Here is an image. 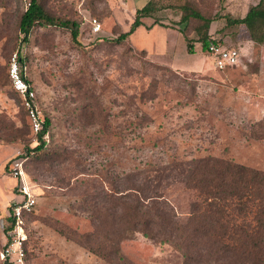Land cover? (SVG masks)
Segmentation results:
<instances>
[{"label":"rangeland","instance_id":"374dc122","mask_svg":"<svg viewBox=\"0 0 264 264\" xmlns=\"http://www.w3.org/2000/svg\"><path fill=\"white\" fill-rule=\"evenodd\" d=\"M155 1L144 28L117 44L134 18L131 0H41L51 15L79 22L76 45L53 27L36 28L22 43L18 21L27 0H0V253L16 200L9 171L16 160L36 200L23 264H109L45 222L92 232L89 210L108 208L109 196L147 197L186 222L204 200L175 178L192 160L214 157L264 173V46L228 22L250 0ZM145 3L134 0L136 8ZM184 6L213 19L208 39L236 48L239 65L215 68L194 30L200 22L179 24ZM92 19L101 25L97 35ZM13 55L22 57L40 118L50 120L46 146L34 155L27 149L37 139L8 81ZM120 249L131 264H182L171 245L140 233L121 240Z\"/></svg>","mask_w":264,"mask_h":264},{"label":"trees","instance_id":"16d2710c","mask_svg":"<svg viewBox=\"0 0 264 264\" xmlns=\"http://www.w3.org/2000/svg\"><path fill=\"white\" fill-rule=\"evenodd\" d=\"M156 10L155 0L136 9L128 31L120 33L113 42L121 44L127 40L143 25V19L151 17ZM181 10L179 24L187 26L191 20L200 22V27L194 30L205 51L213 19L189 6ZM228 22L242 24L250 40L264 46V0L250 5L241 18L228 19ZM46 27L65 30L73 44H80L78 21L51 15L41 0H27V7L18 21L21 42L28 43L36 28ZM186 47L189 53H193L189 41ZM17 60L22 64L20 55ZM24 79L29 83L26 77ZM49 128L50 120L44 117L42 129L36 135L38 144L27 149L29 155L44 149L43 137ZM175 178L197 190L204 198L192 205L184 223L175 214L169 215L163 208L149 205L145 202L147 197L141 196L139 201L132 195L109 196L108 208L93 206L89 210L93 215L92 232L77 233L51 219L45 222L66 239L109 264H131L122 256L120 242L135 233L171 245L181 255L182 264H264V173L229 160L204 157L182 165ZM33 214L27 216L26 223ZM9 227L8 224L6 232Z\"/></svg>","mask_w":264,"mask_h":264},{"label":"built area","instance_id":"2783aa9c","mask_svg":"<svg viewBox=\"0 0 264 264\" xmlns=\"http://www.w3.org/2000/svg\"><path fill=\"white\" fill-rule=\"evenodd\" d=\"M100 31V23L96 19H92L90 21V32L97 35ZM205 52L213 60L215 68L219 70L239 65V52L234 47L227 48L208 39ZM24 77V72L16 55H13L8 69L9 85L20 99L29 119L31 133L36 138V135L42 129L43 119L40 118L39 111L34 103L36 100L35 91ZM43 138H45V135ZM21 165L22 161L16 160L9 166L10 174L18 182V185L16 200L10 208V227L6 232L4 249L0 253L2 264H23L25 259L24 243L27 240L26 219L30 213L34 212L36 207L35 196L27 184Z\"/></svg>","mask_w":264,"mask_h":264},{"label":"crops","instance_id":"0c3cea01","mask_svg":"<svg viewBox=\"0 0 264 264\" xmlns=\"http://www.w3.org/2000/svg\"><path fill=\"white\" fill-rule=\"evenodd\" d=\"M132 2H131V6L130 7H132L131 9H132V11L135 13V11H136V9H139V8H136V6H134V0H131ZM146 1V3L149 1V0H145ZM260 0H250V3L246 6V9L244 10V12L242 13L243 15L246 13V11H247V9H248V7L250 6V5H256L258 2H259ZM145 3V4H146ZM144 6V5H143ZM142 6V7H143ZM141 8V7H140ZM144 25H142V26H140V27H143ZM140 27H138V28H140ZM137 28V29H138ZM144 28V27H143ZM142 28V29H143ZM136 29V30H137Z\"/></svg>","mask_w":264,"mask_h":264}]
</instances>
